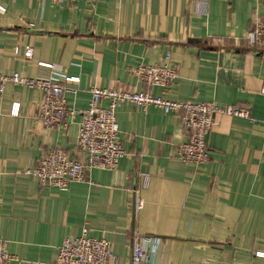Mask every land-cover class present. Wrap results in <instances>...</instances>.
Wrapping results in <instances>:
<instances>
[{
    "label": "crops",
    "instance_id": "obj_1",
    "mask_svg": "<svg viewBox=\"0 0 264 264\" xmlns=\"http://www.w3.org/2000/svg\"><path fill=\"white\" fill-rule=\"evenodd\" d=\"M0 7V73L34 78L49 72L40 63L53 65L58 76L79 79L65 96L78 113L88 108L91 88L115 86L244 107L255 120L216 116L210 161L197 166L177 157L187 140L177 115L123 103L116 122L125 157L61 192L25 172L52 149L83 161L75 144L81 116L66 130L44 128L41 93L7 86L0 97V241L18 259L12 264L52 263L82 227L110 243L117 264H129L141 238L158 240L142 264H264V50L245 40L252 23L264 21V0H0ZM167 53L178 74L169 87L149 88L131 74L141 64L165 65Z\"/></svg>",
    "mask_w": 264,
    "mask_h": 264
},
{
    "label": "built area",
    "instance_id": "obj_2",
    "mask_svg": "<svg viewBox=\"0 0 264 264\" xmlns=\"http://www.w3.org/2000/svg\"><path fill=\"white\" fill-rule=\"evenodd\" d=\"M51 4L70 3L74 0H44ZM0 10L4 9L0 7ZM245 40L249 47L264 50V21L256 20L249 28ZM18 52V51H17ZM32 49L26 47L24 56L31 58ZM170 54L165 57V65L141 64L131 69L136 80L149 87L167 88L178 77L174 65L168 64ZM41 67L49 69L44 75L27 78L18 73L5 75L0 73V97L7 86H19L28 90L39 91L42 100L38 109L37 120L42 127L52 130H66L73 116H81L76 148L84 157L83 161L69 159L65 153L50 150L43 156L33 169L25 174L34 177L40 187L55 188L61 192L68 190L73 183H89L91 170H113L119 161L125 157L118 139L116 111L123 103H130L141 110L148 107L161 109L166 114L179 117L181 125L187 134V140L177 147V157L185 164L204 165L210 161V150L207 138L216 126L215 117L224 116L240 118L249 122L255 120L250 111L244 107H220L213 102L189 103L172 101L162 96H155L144 91H128L115 86L101 89H90L88 108L78 113L66 102V94L75 93V89L67 84H76L78 78L58 76L55 67L48 63H40ZM116 85L118 82L115 83ZM260 94L264 96V83ZM106 101V107L100 106ZM16 106L15 104H13ZM11 108L10 115L17 116L19 107ZM143 202H135V210H140ZM87 227H82L78 237L65 238L57 248L56 259L50 264H117L111 251L110 243L105 239L89 236ZM129 264H142L147 261V248L155 252L158 240L141 238L133 240ZM264 256V255H261ZM18 259L10 255L0 241V264H12ZM201 264H208L206 260ZM236 264V263H228Z\"/></svg>",
    "mask_w": 264,
    "mask_h": 264
}]
</instances>
